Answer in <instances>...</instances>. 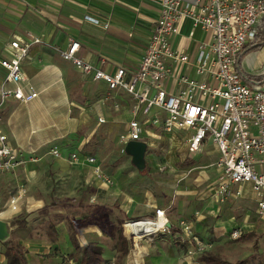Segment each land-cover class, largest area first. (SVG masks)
Here are the masks:
<instances>
[{
    "label": "crops",
    "instance_id": "0c3cea01",
    "mask_svg": "<svg viewBox=\"0 0 264 264\" xmlns=\"http://www.w3.org/2000/svg\"><path fill=\"white\" fill-rule=\"evenodd\" d=\"M87 15L100 18L102 23L108 22V28L102 23L95 24L87 20ZM159 15L160 4L157 0H0V58L10 55L8 42L15 36L26 41H30L31 36L41 39L40 42L32 44L29 56L23 64L26 77L25 92H29L27 86L32 84L38 91V96L28 102L9 99L0 109V129L7 136L8 144L24 159L25 166L22 167L25 174H28L29 180H35L37 176L35 168L42 164L45 157V159H53L62 170L69 172L71 180L81 175L86 184L95 186L96 193L93 195L92 203L101 202L105 198L107 192L104 188L108 183L95 172L96 165L102 168L103 165L97 156L90 153L91 143L93 137L99 135L100 127L108 125L109 132L114 133L118 144L121 145L119 134L127 129L128 122L132 118V98L123 90H109L107 83L94 79L93 74L84 75L61 53L68 47L70 41L75 39L80 42L77 55L96 68L115 73L120 67H124L128 73H131L139 65ZM208 39V32L199 26L195 27L193 21L186 18L179 23V31L173 36L172 42L176 50L194 56L197 45ZM256 42L262 44L239 55L236 67L240 73L247 75L264 73V17L259 25ZM176 72L191 78L211 81L208 75L198 74L194 66L188 63L180 65ZM6 75L7 70L0 64V83L5 80ZM243 79L248 84L254 83L245 77ZM7 86L14 85L8 83ZM165 86L170 93H178L181 89L177 75L166 79ZM108 95L110 97L104 101ZM116 104H119L118 108ZM157 112L160 116H164L162 111ZM100 117L105 121L100 122ZM146 127L147 132L143 134V139L148 142L147 151L156 148L161 139H166L171 143L170 151L173 155L178 152V155L184 158L190 153L185 140L193 130L177 129L168 133L161 125L149 124ZM54 148L59 149V156L52 153ZM201 151L205 152L208 158L212 156L215 160L221 156L211 138L206 139L196 153ZM73 152L79 156L75 162L69 160ZM88 156L96 157V162L88 161ZM179 160L176 158L172 161V165L175 166ZM71 163L74 164L70 166ZM142 173L147 175V170H143ZM16 174V169L0 173V181L3 179L7 183L18 182L19 178ZM20 184L18 183L16 189ZM237 186L239 185H233V188ZM243 186L250 188L257 212V202L251 184L247 183ZM25 198L20 204L19 211L14 212L9 208L0 211V217L6 220L12 215L20 214L21 206H25L28 213L21 217L26 218L27 224L22 228L34 230L37 227L35 218H47V215L55 209L53 206L38 207L41 204L40 199L34 195ZM128 199L129 209H123L122 206L119 209L126 219H143L142 221L149 218L154 219L151 221L157 219L153 207L156 204L153 194L147 191L144 193L134 191L130 193ZM212 202V214L223 210L224 202L220 203L215 195L212 197ZM79 207L83 211V216L92 209L90 204H81ZM160 220L161 217L153 223H138L137 228L133 230L138 229L141 239L149 237L161 227L158 225ZM144 223L150 227L146 228ZM243 225L248 233L253 231L252 227L255 223L244 221L232 230ZM54 229L56 235L54 239L27 238L19 241L21 246L28 249L25 251L26 264H32L31 254L42 252L41 248H60L69 252L73 249V259L79 262L82 253L77 245L82 247L88 243L96 244L103 252L101 242L104 240L105 227H92V225L77 227L72 219H68V227H54ZM121 230L123 231V227H119V234ZM123 233L127 236L124 231ZM127 238L131 237L127 236ZM118 241L119 235L115 244V262L121 264L127 260L134 241L127 255L117 261ZM137 254L141 257L139 249ZM3 261L7 264V257L3 258Z\"/></svg>",
    "mask_w": 264,
    "mask_h": 264
},
{
    "label": "built area",
    "instance_id": "2783aa9c",
    "mask_svg": "<svg viewBox=\"0 0 264 264\" xmlns=\"http://www.w3.org/2000/svg\"><path fill=\"white\" fill-rule=\"evenodd\" d=\"M157 1L160 15L139 65L131 73L124 67L115 73L96 68L77 55L80 42L75 39L61 54L84 75L93 74L94 79L105 81L109 90L120 89L131 96L132 118L127 129L119 134L123 152L130 140L148 143L143 134L149 124L161 125L168 133L177 129L193 130L185 140L190 153L199 151L202 143L211 138L221 153L217 163L223 174L214 194L216 199L223 203L228 197L241 194L233 185L249 183L257 202V213L264 217V82L246 83L236 67L239 53L258 37L264 0ZM186 18L209 34L208 40L197 45L194 56L173 47L172 38L179 31V23ZM86 19L102 23L92 15H87ZM102 24L105 28L109 26L108 22ZM40 41L36 36H31L30 41L19 36L9 40L10 55L0 58V64L7 70L5 80L0 83V109L9 99L28 102L38 96L32 84H28L29 92H25L23 64L32 44ZM184 63L193 65L198 74L208 75L211 81L176 74ZM176 75L181 89L170 93L165 80ZM8 83L14 86L9 87ZM115 106L118 108L119 104ZM158 110L164 116H160ZM99 121L105 119L100 117ZM52 153L60 155L57 148L52 149ZM70 156L73 161L79 159L75 152ZM87 160L96 162L97 159L88 156ZM22 163L24 159L8 144L7 136L0 129V173L12 171ZM95 172L105 182H113L100 165H96ZM25 197L26 188L19 186L10 197L11 210L19 211ZM161 212L164 213L158 209L157 216ZM139 221L142 220L133 223ZM246 232L244 225L237 227L230 232V238L238 239ZM203 250L202 242L197 240L188 253Z\"/></svg>",
    "mask_w": 264,
    "mask_h": 264
},
{
    "label": "rangeland",
    "instance_id": "374dc122",
    "mask_svg": "<svg viewBox=\"0 0 264 264\" xmlns=\"http://www.w3.org/2000/svg\"><path fill=\"white\" fill-rule=\"evenodd\" d=\"M99 130V135L93 137L90 153L100 159L105 171L113 177V182L104 188L107 194L101 202H91L96 193L95 186L86 184L81 175L71 180L69 172L62 170L53 159L45 157L42 164L35 168V180L28 179V174H25L22 167L25 163H22L16 168L18 182L0 181V211L10 208L9 200L18 183L26 188L27 199L34 195L40 199L42 207L53 206L55 209L47 218H35L37 227L34 230L13 229L11 238L16 243L27 238L54 239V227H68V219H72L77 227H105L101 243L107 260L103 264H116L115 244L119 227H123V231L134 241L127 260L121 264H204L199 259L204 251H211L232 263L243 259L245 264H264V218L255 211L256 204L249 187L241 185L233 188L241 194L228 197L224 201L223 210L212 214V197L223 177L222 169L217 163L218 158H208L202 151L188 153L184 158L178 152L173 155L170 141L161 139L156 148L146 152V166L143 169L147 170L145 175L132 162L131 155L121 150L114 133L109 132L108 125H102ZM176 158L180 160L173 166L172 161ZM69 160L73 161L71 156ZM134 191L153 194V200L156 201L153 206L155 218L158 209L164 211L166 217L162 228L139 240H136L135 234L128 228L133 222L143 219H126L119 210L120 206L129 209L128 196ZM81 204H90L92 207L85 216L79 207ZM21 207L20 214L12 215L6 220L26 215L27 208ZM244 221L255 223L252 227L254 234L242 240L231 239L232 228ZM197 240L202 242L204 250L189 254L188 250ZM22 249L28 250L23 246ZM41 249L42 252L31 254L32 264L79 262L73 259V249L72 252L51 247ZM138 249L141 257L137 254ZM6 256L7 250L0 242L1 264L5 263L2 260Z\"/></svg>",
    "mask_w": 264,
    "mask_h": 264
},
{
    "label": "trees",
    "instance_id": "16d2710c",
    "mask_svg": "<svg viewBox=\"0 0 264 264\" xmlns=\"http://www.w3.org/2000/svg\"><path fill=\"white\" fill-rule=\"evenodd\" d=\"M261 44L262 43H258L254 41L250 43L249 45H247L244 49H242L239 55L253 48H257ZM238 59H239V56H238ZM240 74L242 75V77H245L250 81L264 82V73L259 74V75H247L243 73H240ZM149 220H153V219L149 218ZM10 223L13 229L22 228L26 226L27 220L25 217L15 218V219H12ZM253 234H254L253 232H248V233L243 234L238 239L242 240V239L251 237ZM136 238L141 239V234H138ZM1 242L7 250V256H6L7 264H26L27 263L25 251L22 249L21 244L16 243L11 237ZM132 245H133V239L127 238V236L124 235L123 231L121 230L119 234L118 245H117V249H118L117 261L122 260L123 257L127 255ZM77 248L82 253L79 264H103L106 262V258L103 255L102 248L99 245L88 243L82 247L77 245ZM199 259L204 264H245V260L243 259L238 260L235 263L226 261L211 251L202 252L199 256Z\"/></svg>",
    "mask_w": 264,
    "mask_h": 264
},
{
    "label": "water",
    "instance_id": "95a60500",
    "mask_svg": "<svg viewBox=\"0 0 264 264\" xmlns=\"http://www.w3.org/2000/svg\"><path fill=\"white\" fill-rule=\"evenodd\" d=\"M147 143L143 140H130L126 143L125 152L132 157V162L142 170L146 166L145 154ZM13 227L10 221L0 218V241H5L11 237Z\"/></svg>",
    "mask_w": 264,
    "mask_h": 264
},
{
    "label": "bare ground",
    "instance_id": "6f19581e",
    "mask_svg": "<svg viewBox=\"0 0 264 264\" xmlns=\"http://www.w3.org/2000/svg\"><path fill=\"white\" fill-rule=\"evenodd\" d=\"M160 217H161V220H160V222L158 223V225H160L161 227H159V228L157 229V231H158L160 228H162V227L164 226L165 222H166V217H165V214H164V213L161 212V214H160L159 216H157V219L160 218ZM157 219H156V220H157ZM156 220H155V221H156ZM155 221H139V222L133 223V224H131L132 227L129 228V231H133V233L135 234V238H136L137 235H138V229H134V230H133V228H137V225H136V224H138V223H143V222H146V223L148 224V223H153V222H155ZM146 223H144V226H145L146 228L150 227V225H147ZM142 225H143V224H142ZM145 227H144V228H145ZM157 231H156V232H157ZM136 240H137V238H136Z\"/></svg>",
    "mask_w": 264,
    "mask_h": 264
},
{
    "label": "clouds",
    "instance_id": "9594fccd",
    "mask_svg": "<svg viewBox=\"0 0 264 264\" xmlns=\"http://www.w3.org/2000/svg\"><path fill=\"white\" fill-rule=\"evenodd\" d=\"M43 205L42 204H40V205H38V207H42ZM17 209H15V208H13V211H16ZM0 218H2V217H0Z\"/></svg>",
    "mask_w": 264,
    "mask_h": 264
}]
</instances>
